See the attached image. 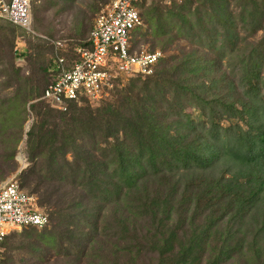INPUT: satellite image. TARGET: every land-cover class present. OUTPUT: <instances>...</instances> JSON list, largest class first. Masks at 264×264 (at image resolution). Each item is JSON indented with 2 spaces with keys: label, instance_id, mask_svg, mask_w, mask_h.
Segmentation results:
<instances>
[{
  "label": "trees",
  "instance_id": "trees-1",
  "mask_svg": "<svg viewBox=\"0 0 264 264\" xmlns=\"http://www.w3.org/2000/svg\"><path fill=\"white\" fill-rule=\"evenodd\" d=\"M171 1L141 0L144 25L171 47L199 45L171 48L152 74L131 76L113 89L117 101L97 108L87 98L66 110L38 100L54 77V48L34 18L35 34L0 20V62L14 76L4 83L26 93L34 114L20 187L50 219L10 232L2 264L16 263L15 250L47 263L53 249L61 264H264V35L255 46L246 38L264 31V0ZM21 36L31 41L20 54L43 76H21ZM21 106L1 99L0 125L22 133ZM21 139L12 148L4 139L5 160Z\"/></svg>",
  "mask_w": 264,
  "mask_h": 264
},
{
  "label": "built area",
  "instance_id": "built-area-1",
  "mask_svg": "<svg viewBox=\"0 0 264 264\" xmlns=\"http://www.w3.org/2000/svg\"><path fill=\"white\" fill-rule=\"evenodd\" d=\"M140 1L112 0L106 4L96 16L86 40L88 47L68 48L64 40L53 41L54 77L38 100L58 110H66L69 102L81 98L98 103L114 89L120 74H152L163 52L131 51L133 33L144 25ZM1 19L35 34L31 0H0ZM35 199L21 189L16 178L0 186V244L13 230L29 226L42 229L49 224L48 214L39 209Z\"/></svg>",
  "mask_w": 264,
  "mask_h": 264
},
{
  "label": "rangeland",
  "instance_id": "rangeland-1",
  "mask_svg": "<svg viewBox=\"0 0 264 264\" xmlns=\"http://www.w3.org/2000/svg\"><path fill=\"white\" fill-rule=\"evenodd\" d=\"M111 1L112 0H68V1L38 0L37 5L39 6V11L36 18L33 16L35 30L37 31L38 34L47 35L49 38L48 37L45 38L50 41L52 46H53L52 43L53 41L64 40L68 48H72L73 47L72 43H77L80 40H83L84 38L88 37V34L90 33L92 27L94 26V22L97 14L106 4L110 3ZM144 2L146 6H152L155 4L169 6L172 1L144 0ZM239 31L242 33L243 36L244 31L242 30ZM263 35H264V31H259L258 33L246 38L251 43H253L252 44L253 46H255ZM135 36H136L135 44L138 49H143L145 51H150V52H152V49H154L155 51L161 50L164 55L163 57H167L169 55V53L171 52V48H179L180 50L181 49L190 50L193 49V47L199 45V43L188 42L185 39L179 40L177 42V45L172 47L166 45L162 39H154L151 33V29L146 23L143 26V28L137 30ZM30 41L31 39L28 38L27 36H21L20 40H17L18 43H15V45L19 47L18 56L20 57L19 59L16 60V62L17 65L21 68V72H20L21 76L36 78L35 76H37V73L43 76L45 73V69L41 66L35 67L31 62L29 63L27 60H25V58L20 54L23 51L30 52V48H29L30 46L28 45ZM131 42L134 43L133 40H131ZM218 43L220 44V42ZM16 46H15V50H17ZM180 50H178L177 52H180ZM47 57L48 59H50L52 57V53L51 54L49 53ZM233 59H235L236 61L235 57H233ZM226 61L227 60H225V66L229 64ZM3 69H4V64L0 62V100L4 99L5 104L7 105L8 103L12 102L15 99V102L18 104L19 108L22 105L21 106L22 110L24 109L27 110L25 113V116L27 117V121L24 125L22 133L18 126L10 125V122H6L7 123L6 127L3 126L5 123L0 125V129L2 128V126L5 128L3 130H0V186H2L5 182H7L11 178H16L19 181L20 180L19 174L29 168L30 162L28 161L27 155L24 152V148H25L24 142L27 139L26 132L30 129L31 124L34 121V114L32 110L29 108V104L32 100L28 101L27 98L25 97L26 93L17 90L16 85L14 84L9 86L5 85L4 82H6L8 79L14 76L7 70L3 71ZM235 70L238 71V69ZM119 77L120 78L118 80L122 79V81L117 80L116 81L117 84L115 85L114 88L121 90L131 82L130 81L131 76L120 74ZM24 86L25 84L23 83L20 87L23 88ZM112 92L113 90L109 93V95L105 96L106 101L107 100L109 102L117 101L116 95L114 96ZM25 99L27 101L24 102L23 104V101ZM34 101H37V99H35ZM100 102L93 103L92 108H97V106L100 105ZM18 133H20V135H18ZM21 136L22 139L17 145L18 149L15 152V156L13 157V159L5 160L2 157L3 154H5L4 139L5 140H7V138L9 139V143L6 141L5 142L6 145L9 144L8 148H12L14 146L13 141ZM68 158L71 159V156H68ZM32 196L36 198L35 201L39 209L44 211V209L39 205L37 197L35 195ZM22 230L23 228L19 229V231ZM12 236L11 238H15L16 243H20L23 241V239H21L19 235H14L13 237ZM54 250L55 249L46 253L48 262L47 263L44 262L42 264H61L64 262L63 258H60V256L57 255L56 251ZM10 252L13 254V251ZM15 255H16V263L14 262V264H40V263H34L35 260L33 258L29 259L24 254L20 255V251L15 250ZM87 261L90 262L89 259H87ZM83 264L86 263L84 262Z\"/></svg>",
  "mask_w": 264,
  "mask_h": 264
},
{
  "label": "crops",
  "instance_id": "crops-1",
  "mask_svg": "<svg viewBox=\"0 0 264 264\" xmlns=\"http://www.w3.org/2000/svg\"><path fill=\"white\" fill-rule=\"evenodd\" d=\"M90 34V33H89ZM89 34H88V36H89Z\"/></svg>",
  "mask_w": 264,
  "mask_h": 264
}]
</instances>
